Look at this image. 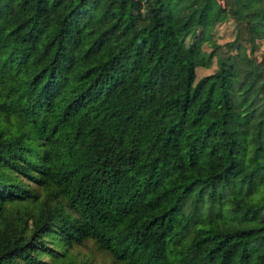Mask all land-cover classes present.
I'll return each mask as SVG.
<instances>
[{
	"label": "trees",
	"instance_id": "trees-1",
	"mask_svg": "<svg viewBox=\"0 0 264 264\" xmlns=\"http://www.w3.org/2000/svg\"><path fill=\"white\" fill-rule=\"evenodd\" d=\"M122 2L0 0V264H264V0Z\"/></svg>",
	"mask_w": 264,
	"mask_h": 264
},
{
	"label": "rangeland",
	"instance_id": "rangeland-1",
	"mask_svg": "<svg viewBox=\"0 0 264 264\" xmlns=\"http://www.w3.org/2000/svg\"><path fill=\"white\" fill-rule=\"evenodd\" d=\"M108 1L112 2L114 0ZM151 4L152 0H123L122 23L127 24V27L119 29V32H117L107 47L103 49L105 54L119 52L120 61L125 63L130 54L137 50L138 45L148 39L149 31L153 27V16L150 10ZM165 6L164 2L158 16L164 17L166 15ZM233 31V23L229 20L218 24L214 28L213 35L219 43H223L233 37ZM262 54H264V44L254 52V56L260 61ZM213 69L214 64L209 68L197 67L196 78ZM219 116L220 110H214L209 114V118ZM39 190L41 191V189ZM42 191L40 192L42 193L41 196L47 192ZM73 250L79 258H87L90 264H118L107 253L97 248L94 241L89 239L77 241L74 244Z\"/></svg>",
	"mask_w": 264,
	"mask_h": 264
}]
</instances>
